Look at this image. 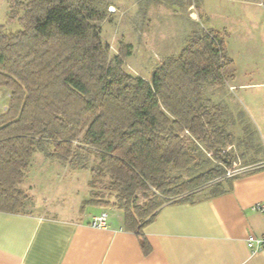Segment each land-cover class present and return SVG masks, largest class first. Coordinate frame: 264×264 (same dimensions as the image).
<instances>
[{"label":"trees","instance_id":"obj_1","mask_svg":"<svg viewBox=\"0 0 264 264\" xmlns=\"http://www.w3.org/2000/svg\"><path fill=\"white\" fill-rule=\"evenodd\" d=\"M111 6V0L10 1V20L21 28L0 26V88L10 92L0 113V211L29 213L32 198L19 184L33 155L42 153L89 170L91 194L81 210L120 209L148 253L144 228L162 206L231 189L237 157L199 86L208 79L225 84L236 65L219 32L197 21L185 47L152 80L135 74L130 46L122 42L115 51L104 39ZM193 142L215 165L190 178L171 175L195 162Z\"/></svg>","mask_w":264,"mask_h":264},{"label":"crops","instance_id":"obj_2","mask_svg":"<svg viewBox=\"0 0 264 264\" xmlns=\"http://www.w3.org/2000/svg\"><path fill=\"white\" fill-rule=\"evenodd\" d=\"M157 1L163 6L167 4L166 0ZM131 2L128 10L112 2L113 7L127 11L129 16L127 21L120 22L121 26H128L129 42L118 32L117 45L126 40L132 51L127 60L130 70L152 80L156 68L188 43L197 26L191 15L197 7L201 18V8L194 6V0H172V4H167L170 11L187 15L193 25L185 30L178 51H150L152 11L142 6L143 0ZM208 24L209 27L203 25L220 30L213 18L208 19ZM243 38L253 59L257 56L255 36ZM226 47L236 65L235 77L225 84L208 79L199 88L206 107L226 131L228 150L237 157L228 174L235 176L229 191L162 206L144 228L150 245L148 253L138 234L126 229L120 209L81 210L83 201L91 194V176L85 189L71 196L72 202L70 196L64 198L63 205L50 204L44 194H33L29 213L0 211V264H264V248L254 251L248 246L250 236L264 235V215L252 209L264 203V67L253 69L251 63L247 68ZM145 71L148 73L144 74ZM244 112H248L247 118ZM253 134H257L255 142ZM104 211L109 214L108 225L98 228L92 221Z\"/></svg>","mask_w":264,"mask_h":264},{"label":"rangeland","instance_id":"obj_3","mask_svg":"<svg viewBox=\"0 0 264 264\" xmlns=\"http://www.w3.org/2000/svg\"><path fill=\"white\" fill-rule=\"evenodd\" d=\"M10 1L0 0V26L4 25L7 31H17L21 28L18 21H11ZM117 7L124 8L132 3L131 0H111ZM195 4L201 8V24L209 27L208 19L213 18L215 25L220 29L219 34L224 38L228 49L233 51L234 55L243 63H246L248 68L253 63L254 67L262 69L264 67V0H194ZM167 4H172V0H166ZM162 5L157 0H143L142 6L148 7L152 11L151 20L153 25L149 30V50L163 51L165 49L178 51V44L182 43L185 30L193 25L187 15L175 11H170L168 5ZM109 10V9H108ZM108 19L103 23L104 39L110 42L113 50L117 51L119 43V35L124 34L129 42L127 29L128 26H121L122 19H129L128 12H122L116 7ZM199 9L191 15V18L201 19ZM211 13V15H209ZM195 15V16H194ZM209 17V18H208ZM194 19V20H195ZM119 32V35H118ZM255 36L257 56L251 59L249 57L250 49L247 42H243V36ZM126 42V40H124ZM246 54V56H245ZM154 57V55L152 54ZM252 60V61H251ZM264 70V69H263ZM145 71L144 74H147ZM205 91V90H204ZM10 98V92L0 88V113L7 110ZM245 115V116H244ZM244 117H248V112L243 113ZM254 132H256L254 130ZM253 142L257 140V134L252 135ZM257 143V142H256ZM190 148L195 156V162L188 170H171V175H182L185 178H190L202 171L209 169L215 165L212 156L206 153L197 143H191ZM92 162V160H91ZM91 173L89 170L75 171L68 166L59 162L49 160L46 155L36 153L33 155L27 170L25 171V179L19 184L31 198L33 194L45 195L50 204L55 206L63 205L67 196H70L69 201H73L76 193L85 189L87 180ZM32 185L34 187H32ZM75 192H73L74 190ZM40 202V201H39ZM70 202V203H71ZM48 203V204H49ZM32 210V207L29 206Z\"/></svg>","mask_w":264,"mask_h":264},{"label":"built area","instance_id":"obj_4","mask_svg":"<svg viewBox=\"0 0 264 264\" xmlns=\"http://www.w3.org/2000/svg\"><path fill=\"white\" fill-rule=\"evenodd\" d=\"M112 6L109 8V11L112 13L115 10H112ZM191 9H194V7H191ZM195 19V18H194ZM196 21H200V19H195ZM253 210H257L263 213L264 215V203L256 204L252 207ZM109 220V214L108 212L104 211L100 215L96 216L92 224L98 228H104L108 225ZM248 246L251 250L257 251L264 248V235L258 237V236H250L248 238Z\"/></svg>","mask_w":264,"mask_h":264}]
</instances>
